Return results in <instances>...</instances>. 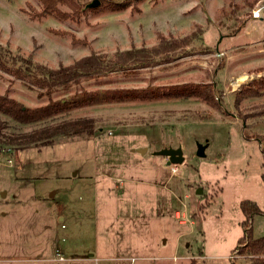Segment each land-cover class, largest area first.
I'll return each instance as SVG.
<instances>
[{
    "label": "rangeland",
    "instance_id": "obj_1",
    "mask_svg": "<svg viewBox=\"0 0 264 264\" xmlns=\"http://www.w3.org/2000/svg\"><path fill=\"white\" fill-rule=\"evenodd\" d=\"M93 1L59 5L76 14L61 20L32 17L37 0H0V56L10 64L57 70L90 55L106 64L140 56L52 94L138 93L72 111L94 120L91 137L17 149L7 136L60 118L21 125L0 114V264H248L235 249L240 202L264 211V85L254 83L264 79V0H97L89 9ZM181 87L210 91L218 106L174 97ZM40 91L0 71V94L36 107L47 102ZM152 91L161 97L141 98ZM164 148H181L183 163L154 155ZM252 232L264 236V215Z\"/></svg>",
    "mask_w": 264,
    "mask_h": 264
},
{
    "label": "trees",
    "instance_id": "obj_2",
    "mask_svg": "<svg viewBox=\"0 0 264 264\" xmlns=\"http://www.w3.org/2000/svg\"><path fill=\"white\" fill-rule=\"evenodd\" d=\"M37 1L41 8L39 12L32 14L34 18H40L45 15H55L61 20H74L76 18V14L64 13L58 8L59 5L67 3L68 0ZM103 3L108 5L106 1H103ZM119 5L120 7L124 6V4L121 3H119ZM52 34L65 36V33L60 31H52ZM71 40L74 44L78 43L73 37ZM132 53L134 52L125 53V55L129 57L127 59L122 57L123 54L117 55L118 62L113 64H106L97 56L90 55L76 61L73 65L68 67H61L57 70H44L39 68L38 71L15 66L0 56V71L20 79L28 89L37 88L39 91L41 90L37 94L38 97H45L47 99V102L43 105L26 107L22 103L9 97L7 92H5L4 94H0V114L21 125L42 123L60 118V120L55 123L44 124L29 132L9 135L4 143L7 146H12L17 149H26L31 146H51L54 139L57 137L93 136L95 133L94 120L88 117L69 118L68 116L72 111L93 105L134 100L140 98L138 93L128 90L85 91L81 89L79 92H74L72 95H66L58 99H54L52 94L59 89H68L72 82L77 83V80L81 77L86 76L85 78H89L92 75L111 71L114 66L121 64H119L120 61L138 60L140 58V56L136 57L139 52ZM142 59L141 57L140 60ZM254 83L263 86L264 79L255 81ZM173 91L172 94L174 97H189L195 95L214 106H218V102L208 90H188L186 87H181ZM158 97H161V94L153 91L150 93H142L141 95V98ZM257 115L264 116V104L261 105ZM5 126V123L0 121V138L4 136L3 130ZM245 138L247 140H252L251 137L246 135ZM256 140L259 144L262 165L264 166V138L257 137ZM261 178L264 181V173L261 175ZM239 207L243 216L241 222L243 236L238 239L235 251H237L240 256L249 257L248 264H264V236L254 238L252 232L253 217L256 215H264V211L251 200L241 201Z\"/></svg>",
    "mask_w": 264,
    "mask_h": 264
},
{
    "label": "water",
    "instance_id": "obj_3",
    "mask_svg": "<svg viewBox=\"0 0 264 264\" xmlns=\"http://www.w3.org/2000/svg\"><path fill=\"white\" fill-rule=\"evenodd\" d=\"M98 5V1L94 0L91 4H89V8H94ZM204 146L198 145L197 146V156L202 157L204 155L203 153ZM143 152V150L141 151ZM154 155L156 156H162L167 158L166 164L169 165H179L182 164L184 161V157L182 154L181 148H164L159 151L154 152ZM197 194H201V190H197ZM53 194L50 195L52 197Z\"/></svg>",
    "mask_w": 264,
    "mask_h": 264
},
{
    "label": "built area",
    "instance_id": "obj_4",
    "mask_svg": "<svg viewBox=\"0 0 264 264\" xmlns=\"http://www.w3.org/2000/svg\"><path fill=\"white\" fill-rule=\"evenodd\" d=\"M254 14H255V17H258V12H257V13H254ZM54 255H55V259H57V260H59V261H62V260L64 259V258L62 257V255H61V253L58 252V251H56V252L54 253ZM136 261H137V259H136L135 257H130V258H128V262H129V264H137Z\"/></svg>",
    "mask_w": 264,
    "mask_h": 264
},
{
    "label": "bare ground",
    "instance_id": "obj_5",
    "mask_svg": "<svg viewBox=\"0 0 264 264\" xmlns=\"http://www.w3.org/2000/svg\"><path fill=\"white\" fill-rule=\"evenodd\" d=\"M245 80V76L244 75H241L238 79H237V84L244 81Z\"/></svg>",
    "mask_w": 264,
    "mask_h": 264
}]
</instances>
